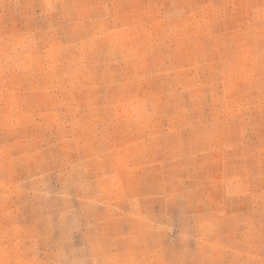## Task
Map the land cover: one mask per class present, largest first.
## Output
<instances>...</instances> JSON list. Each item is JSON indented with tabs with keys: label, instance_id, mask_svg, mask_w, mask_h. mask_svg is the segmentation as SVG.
Returning <instances> with one entry per match:
<instances>
[{
	"label": "rangeland",
	"instance_id": "obj_1",
	"mask_svg": "<svg viewBox=\"0 0 264 264\" xmlns=\"http://www.w3.org/2000/svg\"><path fill=\"white\" fill-rule=\"evenodd\" d=\"M0 264H264V0H0Z\"/></svg>",
	"mask_w": 264,
	"mask_h": 264
}]
</instances>
